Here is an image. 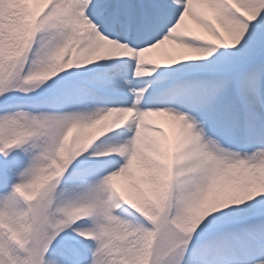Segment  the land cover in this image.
<instances>
[{
  "label": "snow or ice",
  "instance_id": "1",
  "mask_svg": "<svg viewBox=\"0 0 264 264\" xmlns=\"http://www.w3.org/2000/svg\"><path fill=\"white\" fill-rule=\"evenodd\" d=\"M0 264H264V0H0Z\"/></svg>",
  "mask_w": 264,
  "mask_h": 264
}]
</instances>
